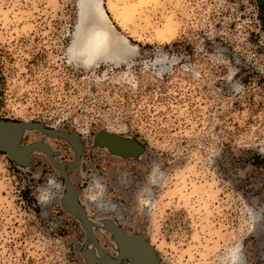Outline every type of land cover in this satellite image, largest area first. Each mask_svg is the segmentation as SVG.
Here are the masks:
<instances>
[{
	"label": "rangeland",
	"instance_id": "rangeland-1",
	"mask_svg": "<svg viewBox=\"0 0 264 264\" xmlns=\"http://www.w3.org/2000/svg\"><path fill=\"white\" fill-rule=\"evenodd\" d=\"M80 1L0 0V119L77 134L26 130L21 145L53 153L27 165L0 150V264H87L52 164L77 157L69 179L106 253L108 223L140 232L158 264H264V4L95 0L107 21L89 11L83 28L126 49L87 62L70 51Z\"/></svg>",
	"mask_w": 264,
	"mask_h": 264
},
{
	"label": "water",
	"instance_id": "water-1",
	"mask_svg": "<svg viewBox=\"0 0 264 264\" xmlns=\"http://www.w3.org/2000/svg\"><path fill=\"white\" fill-rule=\"evenodd\" d=\"M259 2L262 4L264 3V0H259ZM84 22H86V20H84ZM77 23H79V19L77 20ZM26 130H40L45 134L58 136L69 140L70 142H74L73 140L77 138L76 133H71L69 135L56 129L46 128L42 124L36 122L10 121L0 119V150L5 151L15 162L21 165L29 164V155L36 148L43 150L49 157H51L53 154L51 153L49 147L41 142H34L25 146L21 145V137ZM95 140L100 145L109 147L115 152H120L121 150L123 152L132 150V148L129 147L123 138L116 134H110L105 131L98 132L95 136ZM75 148L77 154H79L81 151L80 145L76 144ZM77 163L78 157L73 163L66 164L68 166L67 168H65L64 163L52 161V164L58 168L62 178L64 179L66 193L61 197V203L67 211L76 215V217L81 221L86 230L89 244H91V248H88V246L80 248L81 254L86 260V263L123 264L125 261L129 264H158L153 247L147 240H145L144 236L140 232L126 234L124 229L113 224L110 226L108 223H106V227L109 228L113 233L116 256L106 253L101 249L99 243L91 233L90 220L88 219L83 207L77 202L75 190L69 179L68 174Z\"/></svg>",
	"mask_w": 264,
	"mask_h": 264
},
{
	"label": "bare ground",
	"instance_id": "bare-ground-1",
	"mask_svg": "<svg viewBox=\"0 0 264 264\" xmlns=\"http://www.w3.org/2000/svg\"><path fill=\"white\" fill-rule=\"evenodd\" d=\"M80 2L78 4L79 12H80V19H79V23L77 27V32H76V40L72 48H70L71 49L70 51H73L78 57L82 58L83 60L87 62L95 58H98L100 56H104V58L109 57L110 55L114 54L117 51L118 53L115 55L119 57L120 56L119 52L121 51V49L122 50L126 49L125 46L123 45L118 46L115 49H113L114 53L109 54L111 50L107 48L106 43H105L106 42L105 41L106 39L105 31L101 28L89 29V27L87 26L83 28L84 17H85L86 12L94 11L95 16L100 20H101V15L103 14V16L105 17L107 21L106 15L99 8L95 0H81Z\"/></svg>",
	"mask_w": 264,
	"mask_h": 264
},
{
	"label": "flooded vegetation",
	"instance_id": "flooded-vegetation-1",
	"mask_svg": "<svg viewBox=\"0 0 264 264\" xmlns=\"http://www.w3.org/2000/svg\"><path fill=\"white\" fill-rule=\"evenodd\" d=\"M262 4H264V3H262Z\"/></svg>",
	"mask_w": 264,
	"mask_h": 264
}]
</instances>
